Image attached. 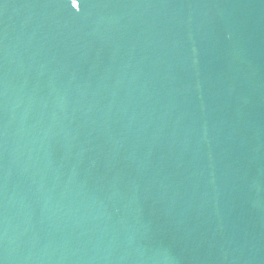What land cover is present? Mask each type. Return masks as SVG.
<instances>
[{
  "label": "water",
  "instance_id": "obj_1",
  "mask_svg": "<svg viewBox=\"0 0 264 264\" xmlns=\"http://www.w3.org/2000/svg\"><path fill=\"white\" fill-rule=\"evenodd\" d=\"M72 4L0 0V264H264V0Z\"/></svg>",
  "mask_w": 264,
  "mask_h": 264
},
{
  "label": "snow or ice",
  "instance_id": "obj_2",
  "mask_svg": "<svg viewBox=\"0 0 264 264\" xmlns=\"http://www.w3.org/2000/svg\"><path fill=\"white\" fill-rule=\"evenodd\" d=\"M71 4H72V0H71ZM72 6H73V4H72ZM73 8H75V6H73ZM77 10H79V8H76Z\"/></svg>",
  "mask_w": 264,
  "mask_h": 264
}]
</instances>
